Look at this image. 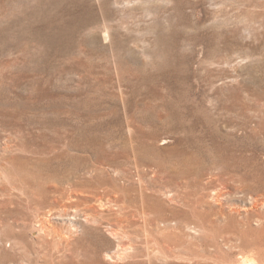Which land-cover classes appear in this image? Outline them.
Returning a JSON list of instances; mask_svg holds the SVG:
<instances>
[{"label":"rangeland","instance_id":"obj_1","mask_svg":"<svg viewBox=\"0 0 264 264\" xmlns=\"http://www.w3.org/2000/svg\"><path fill=\"white\" fill-rule=\"evenodd\" d=\"M250 255L264 0H0V264Z\"/></svg>","mask_w":264,"mask_h":264},{"label":"bare ground","instance_id":"obj_2","mask_svg":"<svg viewBox=\"0 0 264 264\" xmlns=\"http://www.w3.org/2000/svg\"><path fill=\"white\" fill-rule=\"evenodd\" d=\"M259 256L256 255L245 256L242 260L239 261L238 264H264V259H262V257Z\"/></svg>","mask_w":264,"mask_h":264}]
</instances>
